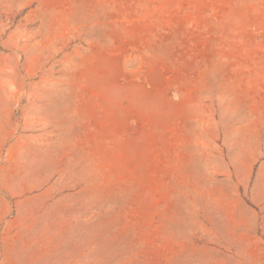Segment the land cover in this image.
Wrapping results in <instances>:
<instances>
[{
    "label": "rangeland",
    "instance_id": "1",
    "mask_svg": "<svg viewBox=\"0 0 264 264\" xmlns=\"http://www.w3.org/2000/svg\"><path fill=\"white\" fill-rule=\"evenodd\" d=\"M0 264H264V0H0Z\"/></svg>",
    "mask_w": 264,
    "mask_h": 264
}]
</instances>
